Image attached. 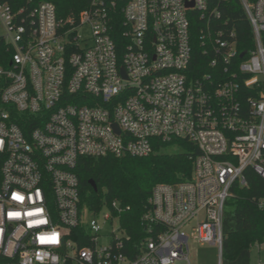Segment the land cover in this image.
Returning a JSON list of instances; mask_svg holds the SVG:
<instances>
[{
	"label": "built area",
	"instance_id": "2783aa9c",
	"mask_svg": "<svg viewBox=\"0 0 264 264\" xmlns=\"http://www.w3.org/2000/svg\"><path fill=\"white\" fill-rule=\"evenodd\" d=\"M224 2L89 0L60 18L50 2L0 0V264H190V240L223 264L231 189L247 169L264 181V0H239L247 51ZM196 46L209 72L194 77ZM172 139L197 146L192 179L152 189L133 247L117 202L81 206L78 161L145 158Z\"/></svg>",
	"mask_w": 264,
	"mask_h": 264
},
{
	"label": "trees",
	"instance_id": "16d2710c",
	"mask_svg": "<svg viewBox=\"0 0 264 264\" xmlns=\"http://www.w3.org/2000/svg\"><path fill=\"white\" fill-rule=\"evenodd\" d=\"M14 10L29 0H5ZM32 3L50 2L60 18L78 16L88 6L89 0H31ZM221 20L234 30L238 48L247 51L252 47L250 26L239 0H226L219 5ZM198 46L194 50V65L190 74L194 77L209 72ZM242 102L250 92H240ZM199 154L197 146L184 139H172L168 143L155 142L153 153L145 158L106 156L99 159L82 158L76 167L79 180L81 206L99 210L104 205L117 202L123 207L119 224L128 237L127 244L133 247L144 237V223L141 221L147 209L152 189L157 184L189 182L192 177V160ZM245 187L235 184L224 205L223 216V264H250V249L264 242V208L259 200L264 196V181L247 169ZM93 180V191L89 180ZM104 192V193H103ZM79 245H83L82 242Z\"/></svg>",
	"mask_w": 264,
	"mask_h": 264
},
{
	"label": "rangeland",
	"instance_id": "374dc122",
	"mask_svg": "<svg viewBox=\"0 0 264 264\" xmlns=\"http://www.w3.org/2000/svg\"><path fill=\"white\" fill-rule=\"evenodd\" d=\"M4 30L0 27V34H2ZM79 39L83 41V39L89 36L88 30L85 28L78 33ZM104 193V192H103ZM106 211L104 207L102 209V213ZM116 228V225L113 226ZM110 228L108 226L105 227L104 231L100 234V243L105 244L110 241ZM189 245V254L188 261L190 264H218V249L212 245H199L195 243V241L190 240ZM250 264H264V242L261 243V247L259 249L258 246H253L250 249L249 255Z\"/></svg>",
	"mask_w": 264,
	"mask_h": 264
},
{
	"label": "water",
	"instance_id": "95a60500",
	"mask_svg": "<svg viewBox=\"0 0 264 264\" xmlns=\"http://www.w3.org/2000/svg\"><path fill=\"white\" fill-rule=\"evenodd\" d=\"M240 56L243 57L242 55H240ZM89 184H90L91 188L93 189V191H96V185H95L94 181L90 179Z\"/></svg>",
	"mask_w": 264,
	"mask_h": 264
}]
</instances>
